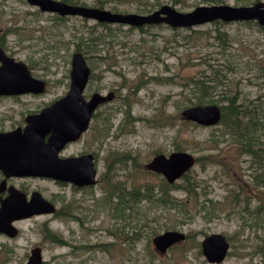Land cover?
Instances as JSON below:
<instances>
[{
    "label": "rangeland",
    "instance_id": "rangeland-1",
    "mask_svg": "<svg viewBox=\"0 0 264 264\" xmlns=\"http://www.w3.org/2000/svg\"><path fill=\"white\" fill-rule=\"evenodd\" d=\"M254 1L101 3L110 11L148 14L161 4L187 12L202 4L247 6ZM54 19L24 0H0V35H7L9 42L20 39L19 59L30 62L34 77L46 81V93L36 96L38 107L66 92L74 51L83 54L90 68L83 95L114 93L96 109L89 129L73 146L95 154L97 181L72 189L45 179H27V190L36 185L56 212L13 223L18 234L0 236V264L24 263L34 246L41 248L42 264H208L197 253L196 243L213 232L229 238L227 255L218 264H264L260 252L264 247V26L253 20H213L170 30L160 23L135 28L76 16ZM202 78L203 95L196 82ZM232 95L247 114H241L235 134H228L220 122L198 126L180 118L179 112L187 106L222 105ZM27 107L31 106L22 105V112ZM168 115L173 116V125L164 124ZM239 140L245 141L244 153ZM174 147L198 159L185 175L193 183L192 194L184 191L181 178L165 206L139 202L137 210L145 213L146 223L125 207L113 206L115 200L108 203L105 183L121 182L124 188L156 185L159 176L150 174L144 164L157 154L154 151L166 155ZM121 152L136 158L133 167L114 162ZM68 210L74 215L71 220L65 215ZM167 230L181 231L186 239L164 253L156 252L151 237ZM47 232L61 236L65 243L50 241ZM98 242L111 245L86 247Z\"/></svg>",
    "mask_w": 264,
    "mask_h": 264
},
{
    "label": "water",
    "instance_id": "water-1",
    "mask_svg": "<svg viewBox=\"0 0 264 264\" xmlns=\"http://www.w3.org/2000/svg\"><path fill=\"white\" fill-rule=\"evenodd\" d=\"M43 12L60 15H77L98 22L139 27L149 24H166L171 28H187L219 20L223 22L254 20L264 25V3L249 6H230L227 4L198 5L187 12L176 11L162 5L148 14L133 12H110L71 6L53 0H26ZM20 73L16 83L7 84L1 79L0 93H41L45 81L30 76L25 65L16 62ZM90 68L80 51H74L70 58L69 84L66 92L37 113L25 118V127L9 133L0 134V171L5 176L43 177L59 182H70L77 186H91L95 183V169L92 155L60 157L59 151L67 142L75 141L87 128L90 114L95 107L110 101L113 94L101 95L93 92L86 99L83 95ZM179 114L201 126L219 122L220 111L216 104L192 105L183 108ZM46 137V141L44 138ZM194 163L193 156L185 151H172L167 155L156 154L146 164L149 171L159 173L168 183L174 182ZM16 202H0V232L10 237L16 229L9 224L31 215L54 214L55 206L40 193L32 194L31 200L23 204L24 195L17 193ZM184 239V233L167 230L151 237L153 248L159 253ZM201 252L210 263H219L225 256L227 242L221 234H210L200 242ZM41 248L34 246L29 250L27 260L22 264H42Z\"/></svg>",
    "mask_w": 264,
    "mask_h": 264
},
{
    "label": "flooded vegetation",
    "instance_id": "flooded-vegetation-1",
    "mask_svg": "<svg viewBox=\"0 0 264 264\" xmlns=\"http://www.w3.org/2000/svg\"><path fill=\"white\" fill-rule=\"evenodd\" d=\"M24 1H26V0H24ZM53 1L61 2V3L67 4V5H71V6H80V7H88V8H96V9H105V8H103V6H104L103 3H101L102 0H99L97 2L96 1L86 2L85 0H53ZM103 1H105V0H103ZM257 2H261V1L257 0V1H254L253 3L249 4V5H253V4L257 3ZM26 3H27V1H26ZM170 3L172 5L174 2L173 1H170ZM262 3H264V2H262ZM162 5H168V6H170L169 4H161L160 6H162ZM202 5H205V4H202ZM249 5H247V6H249ZM29 6L33 7L34 10L35 11H38L39 13L52 15L53 17H55L54 21H56L57 19L64 20V19H67V18H69L71 16H76V17H79V18H82V19L84 18V17H80V16H77V15H68V14H66V15H60V14L54 13V12H43V11H40L39 8L36 7V6H32L30 4H29ZM106 10H108V9H106ZM108 11H110V10H108ZM110 12H116V11H110ZM119 13H127V12H119ZM34 15L37 16V12L34 13ZM84 19H88V18H84ZM88 20H92V19H88ZM93 21L95 23L102 24V25L110 24V23H106V22H98V21H95V20H93ZM159 25H161V23ZM163 25L164 26H168L166 24H163ZM260 26H264V25H260ZM135 28H137V27H135ZM169 28H170V30H174L175 29V28H171V27H169ZM7 37H8L7 35H0V73H1V79H3L4 81H6L7 84L16 83L15 81L18 80L17 74L20 73V70L17 67L16 62L23 63L25 65L26 69L28 70L30 76H32L33 78H37V77H34V75L31 73V67H30L31 64H30V62H26L24 60L22 61L18 57V54L21 52V49H22V46H21V43H20L21 40L19 39V40H13V41L9 42L7 40ZM70 58H71V56H70ZM68 76H69V71H68ZM38 79H41V78H38ZM88 79H89V76H88ZM88 79H87V81H88ZM43 81H45V80H43ZM86 84H87V82H86ZM45 89L41 93H33V92H27V93H0V134H2V133H4V134L5 133H9V132H13V131H16V130L22 131V129L25 127V124H26L25 118L27 116L37 113L40 109L46 107L52 101H54L55 99L52 100V101H50V102H48V103H44L40 107L37 106L36 96H38L39 94H42V93H46V91H47L46 81H45ZM93 92H97V91H93ZM93 92H91V93H93ZM108 92H111L113 94V96H114V93L112 91H108ZM108 92H106L105 94L100 93V92H97V93H99L101 95H106ZM113 96H112V98H113ZM23 97H24V99H23ZM84 97L87 99L89 96L84 95ZM27 98H29V99H27ZM107 102H109V101L100 103V104H98L95 107V109L93 110V112L90 114L89 121H88V124H87V128H86V130L84 132H86L89 129L90 121L92 120L93 116L95 115L96 109H98L100 106L104 105ZM22 105H29L31 107H27V109L24 112H22ZM216 105L219 107V111H220V105H218V104H216ZM180 118H182V120H185L187 123L190 122L192 124L198 125L197 123H194L192 121H189V120L183 118L181 115H180ZM219 121H220V119H219ZM198 126H201V125H198ZM225 127L228 130V134H235V131H233V126L231 127L230 124H228ZM232 131H233V133H232ZM84 132H82L81 135L79 136V138L76 139L75 141L67 142L64 145V147L59 151L58 154H59L60 157H63V158L71 157V156H81V155H85V154H91L92 155L93 167H94L95 172H96V156H95V154L92 153V152L86 151V150H84V151H82V150H76L77 148L73 147L76 143L79 142V140H80L81 136L84 134ZM97 133L98 132L94 133V137L97 135ZM44 140L46 141V137L44 138ZM237 143L241 147V150L240 151H242L244 153L245 152V149H246L245 141H243V143H242L239 140ZM66 147H68V148L65 150ZM172 151H185V150H182L181 148H178V150H177L174 147ZM172 151H170V152H172ZM185 152H187V151H185ZM155 153H157V152H155ZM159 153L160 152H158L157 154H159ZM160 154H163V153H160ZM193 158H194V163H193V165H194L195 162L198 161V159L196 157H194V156H193ZM145 164H144V168H145ZM192 166L184 174H182L179 178H177L172 183H168L166 181V179H164L159 173H155V172L149 171L146 168L145 169L148 172L157 174L159 177H161L165 181L166 184H174L178 179H181L183 175H186V173L192 168ZM27 179H32V180H35V179L43 180V179H45L46 181L49 180V181L53 182L54 184L61 183V184H64V185H68L72 189H81V188L88 187V186H80L79 187V186L74 185V184H72L70 182H59V181H54V180H51V179H48V178H43V177L14 176V175L5 176L0 171V202L1 201H8L12 205H14V203L16 202V196L18 195L17 193H21V194L24 195L23 204H26V203H28L32 199V194L33 193L38 192V193L41 194V192L37 189L36 185H32V189L27 190V187H28L27 182H26ZM96 181H97V179H96V174H95V183L93 185L96 184ZM93 185H91V186H93ZM191 185L193 186V183ZM192 189H193V187H192ZM187 194H189V193H187ZM111 200H115L116 201V198L112 197ZM108 203H109V201H108ZM111 204L113 206L115 205L117 207V202L115 204L114 203H111ZM124 207H125L124 210L129 211V209H128V207H127L126 204L124 205ZM55 212H56V209H55L54 213ZM130 213L127 212L125 215L126 216H129V218H130L131 217V214ZM51 214H53V213H51ZM65 215L69 216L68 219H70V220L74 217L73 214H70L69 210L66 212ZM32 216H34V215H31V216L26 217V218H23V219L27 220V219H29ZM20 220L21 219L11 220L9 222V224L12 225L15 228V226L13 225V223L18 222ZM17 232L18 231L16 229V234L14 236H12V237H10V236H8V235L0 232V236L8 237V238H14L18 234ZM109 232H110V235L111 236L114 235V233H112L111 230ZM210 234H221V233L213 232V233H209L207 235H210ZM207 235H204L201 238V240L204 237H206ZM221 235H223V234H221ZM223 237L225 238V240L227 242V249H226V252H225V256H226L227 255V252H228V249H229V238H226L224 235H223ZM185 239H186V236L184 234V239L182 241H184ZM201 240L196 243V248L198 247V249H197L198 252L197 253L200 254L203 257V259L205 260V262H207L208 264H218V263H210V262H208L206 260V258L204 257V255L201 252V247H200ZM125 241L128 242L129 241V237H125ZM182 241H179L177 243H180ZM177 243L169 246L167 249H169L170 247L176 245ZM94 245H95V247H98L99 248V245H103V247H106L108 245H111V243H109V242L108 243L98 242L96 244H90L89 246L87 245L86 247L90 249ZM262 249H264V247L261 248V250ZM155 251L158 252L157 250H155ZM225 256L223 257V259L225 258Z\"/></svg>",
    "mask_w": 264,
    "mask_h": 264
},
{
    "label": "trees",
    "instance_id": "trees-1",
    "mask_svg": "<svg viewBox=\"0 0 264 264\" xmlns=\"http://www.w3.org/2000/svg\"><path fill=\"white\" fill-rule=\"evenodd\" d=\"M84 47H86V49H89L90 45L85 43ZM196 82L199 83V86L202 89L201 95H203L206 87L203 86V84H205L204 79L203 78L197 79ZM236 98H237L236 95H232L231 97L228 96L227 97L228 103L226 101V103L220 105L219 122L224 126L230 124L231 127L233 126V131L236 130L238 122L240 124L241 114L243 113L244 116L247 115L246 112L242 111L243 109H240L238 103L235 102ZM124 116L125 117L127 116V112L125 113ZM163 121L164 124L168 126L173 125L172 123L173 116L171 115L164 116ZM246 122L249 123L247 120ZM175 148L178 150L179 147H175ZM245 151H247V149H245ZM155 152L156 151H154V153ZM135 161L136 158L126 152H122L121 154H115V158H114V162H117L120 167H129L128 165L129 163H132V166L130 167H133ZM150 174H154V173H150ZM182 178L185 179V186H183L184 191L186 193L191 194L193 192L192 189L193 186L189 182H187L188 179L185 175H183ZM174 187H175L174 184H166L161 177H158V183L156 185H131L128 188H124L121 182L114 181V183L111 182L105 183L104 191H105V197L108 198L109 203L111 202L110 200L112 197L116 198L115 203L117 202V208H119V210L120 209L122 210V208L126 204L131 214L134 213V215L137 217V220L140 215L142 216L143 219L142 223H146L147 218L145 213L141 212L140 209L137 210L139 202L144 201L145 203H148L149 206H152L153 203L165 206L168 203V193L170 192L171 189H174ZM155 191L156 193L154 194ZM46 235H48L47 238L50 239V241L56 244L65 243L64 240L61 238V236H56L51 233L49 234L48 232L46 233ZM261 252L264 253V249H262Z\"/></svg>",
    "mask_w": 264,
    "mask_h": 264
},
{
    "label": "bare ground",
    "instance_id": "bare-ground-1",
    "mask_svg": "<svg viewBox=\"0 0 264 264\" xmlns=\"http://www.w3.org/2000/svg\"><path fill=\"white\" fill-rule=\"evenodd\" d=\"M162 25V24H161ZM31 203H32V200H31Z\"/></svg>",
    "mask_w": 264,
    "mask_h": 264
}]
</instances>
